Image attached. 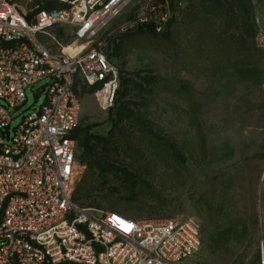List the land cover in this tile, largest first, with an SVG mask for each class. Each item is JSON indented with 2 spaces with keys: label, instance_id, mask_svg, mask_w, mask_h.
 Returning <instances> with one entry per match:
<instances>
[{
  "label": "rangeland",
  "instance_id": "obj_1",
  "mask_svg": "<svg viewBox=\"0 0 264 264\" xmlns=\"http://www.w3.org/2000/svg\"><path fill=\"white\" fill-rule=\"evenodd\" d=\"M244 1L249 19L231 0H220L221 11L180 0L168 38L131 27L133 5L98 41L106 53L108 40L128 37L108 60L118 74L149 80L125 101L150 134L128 130L132 147L113 159L120 171L77 202L135 220L193 217L201 264H259L264 247V51L245 34L264 29V0ZM45 91L46 81L27 90L12 127L45 103ZM80 100L78 126L111 134L115 111H102L90 92ZM84 174L77 162L75 200Z\"/></svg>",
  "mask_w": 264,
  "mask_h": 264
},
{
  "label": "built area",
  "instance_id": "obj_2",
  "mask_svg": "<svg viewBox=\"0 0 264 264\" xmlns=\"http://www.w3.org/2000/svg\"><path fill=\"white\" fill-rule=\"evenodd\" d=\"M169 1L0 0V264H201L193 217L135 220L73 201L81 88L107 112L119 86L98 41L133 5L131 27L163 34L177 17ZM255 44L264 51L260 26ZM43 81L45 103L12 127Z\"/></svg>",
  "mask_w": 264,
  "mask_h": 264
},
{
  "label": "trees",
  "instance_id": "obj_3",
  "mask_svg": "<svg viewBox=\"0 0 264 264\" xmlns=\"http://www.w3.org/2000/svg\"><path fill=\"white\" fill-rule=\"evenodd\" d=\"M180 0H170L171 7L174 6V3H179ZM208 2L211 9L215 11H221L223 9L220 0H204ZM232 10L234 9L241 10L244 13L246 19H249V13L247 9V3L244 0H231ZM58 8L57 6H50L49 9ZM177 11V10H176ZM223 11V10H222ZM227 13V12H225ZM229 14V13H228ZM132 18V13L129 16V20ZM174 21L169 24L168 28L163 34L164 38L169 37V31ZM246 23L247 20H246ZM135 30L144 31L147 33H153L150 30H145L141 27H135ZM247 37L253 38L255 33L248 29L245 33ZM127 36L121 35L120 37L115 39L108 40V51L106 52L107 57L116 56V52L119 48V42L127 39ZM112 50V52L110 51ZM119 86L116 93L115 101L113 108L109 111H115V115L117 118V124L115 129L111 134L106 137L99 136L91 132V127H82L77 126V128L72 133V138L76 143V152L75 157L76 161L85 167V174L81 180V184L83 188L79 190L78 197L73 201L81 206H89L86 204H82L77 202L81 199H88L94 193V190L97 189V185L101 183L103 178L107 175L117 173L120 171L115 167L113 163L114 157L118 156V154L123 151H129V148L132 147L130 141V134L128 130L131 132H146L150 134V131L142 124L138 118L139 110L136 109L137 104L135 102H126L127 97L133 93L137 95L144 94L147 90L146 87L150 85V82L146 78H140L137 75H129L124 73H119ZM135 79H138L137 81ZM90 92L93 93V88L82 87L79 98L81 97V93ZM119 124H124V126L118 127ZM94 205V204H92ZM89 207H97V206H89ZM120 214L117 211H112ZM122 215V214H121ZM124 216V215H123ZM126 217V216H125Z\"/></svg>",
  "mask_w": 264,
  "mask_h": 264
},
{
  "label": "bare ground",
  "instance_id": "obj_4",
  "mask_svg": "<svg viewBox=\"0 0 264 264\" xmlns=\"http://www.w3.org/2000/svg\"><path fill=\"white\" fill-rule=\"evenodd\" d=\"M67 51V50H66ZM69 53L73 52V51H68Z\"/></svg>",
  "mask_w": 264,
  "mask_h": 264
}]
</instances>
